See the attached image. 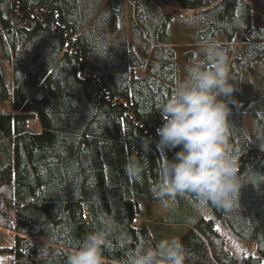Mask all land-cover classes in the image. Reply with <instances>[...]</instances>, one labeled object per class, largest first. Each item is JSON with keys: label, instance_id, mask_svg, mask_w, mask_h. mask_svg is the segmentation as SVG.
<instances>
[{"label": "trees", "instance_id": "1", "mask_svg": "<svg viewBox=\"0 0 264 264\" xmlns=\"http://www.w3.org/2000/svg\"><path fill=\"white\" fill-rule=\"evenodd\" d=\"M158 2L193 11L164 12ZM87 37L112 44L107 56L93 53ZM205 41L226 51L235 92L243 80L252 90L230 104L229 139L245 182L239 205L208 203L228 230L199 215L190 194L165 210L151 192L162 156L177 151L156 147V107L183 74L177 53L191 57ZM0 45L11 66L10 89L0 70V101L11 104L0 112V226L16 233L12 264H44L42 246L55 252L53 264H66L106 221L104 264L173 237L189 250L186 264H261L264 0H0ZM133 156L138 179L125 170Z\"/></svg>", "mask_w": 264, "mask_h": 264}, {"label": "clouds", "instance_id": "2", "mask_svg": "<svg viewBox=\"0 0 264 264\" xmlns=\"http://www.w3.org/2000/svg\"><path fill=\"white\" fill-rule=\"evenodd\" d=\"M96 55L107 56L109 44L103 37H87ZM103 53V55H102ZM236 85L229 73L225 50L215 41H205L196 58L183 68L169 96L156 109L162 124L156 129V147L177 149L172 159L164 156L159 179L151 187L154 198L165 210L176 203L178 195L190 194L200 205L209 202L224 209L239 205L245 183L239 175L238 155L230 143L231 105L238 103L233 93ZM150 138L142 146L149 150ZM126 173L139 178L141 162L133 156L125 165ZM111 224L87 232L67 254L66 264H104ZM54 239V237H53ZM44 264H53L55 252L47 246L38 250ZM189 250L178 238L163 239L155 246L137 244L127 249L122 264H186Z\"/></svg>", "mask_w": 264, "mask_h": 264}, {"label": "rangeland", "instance_id": "3", "mask_svg": "<svg viewBox=\"0 0 264 264\" xmlns=\"http://www.w3.org/2000/svg\"><path fill=\"white\" fill-rule=\"evenodd\" d=\"M157 4L164 12L179 13L182 15H186V14H190L193 11L188 8H182L179 5H177L175 2H168V3L158 2ZM196 56H197V51H195L192 54V56L188 58L185 56V54L179 52L177 53V58L178 60L180 59L179 61L182 72L185 64L188 63L190 60L196 58ZM0 70L2 72L7 87L10 89L11 66L4 56L1 45H0ZM138 73H141V70H139ZM251 91H249L246 82L243 80L239 90L237 92H234L233 95L235 96L236 100L244 101L248 93H250ZM4 110L8 112L11 110V104L9 101H0V112ZM29 127L31 130L37 129V125L34 120L30 121ZM162 160H164V155L162 156ZM140 203L142 204V202ZM195 210L199 215L202 214L205 217L212 218L217 227L228 230L227 224L224 221V219L216 215L209 204L201 206L198 201V205ZM15 234L16 233L14 231L0 226V264H12L11 262L12 255L10 249ZM240 244L244 246L247 250H250L252 254L258 255V251L252 249L251 242L247 243L244 240L240 239ZM261 264H264V256H261Z\"/></svg>", "mask_w": 264, "mask_h": 264}, {"label": "crops", "instance_id": "4", "mask_svg": "<svg viewBox=\"0 0 264 264\" xmlns=\"http://www.w3.org/2000/svg\"><path fill=\"white\" fill-rule=\"evenodd\" d=\"M5 111V110H4Z\"/></svg>", "mask_w": 264, "mask_h": 264}]
</instances>
